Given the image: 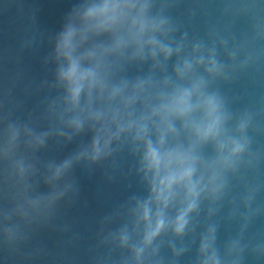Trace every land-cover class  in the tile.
Returning <instances> with one entry per match:
<instances>
[{
  "label": "water",
  "instance_id": "1",
  "mask_svg": "<svg viewBox=\"0 0 264 264\" xmlns=\"http://www.w3.org/2000/svg\"><path fill=\"white\" fill-rule=\"evenodd\" d=\"M0 264H264V0H0Z\"/></svg>",
  "mask_w": 264,
  "mask_h": 264
}]
</instances>
